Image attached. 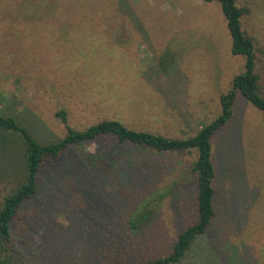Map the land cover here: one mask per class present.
Listing matches in <instances>:
<instances>
[{
  "label": "rangeland",
  "instance_id": "obj_1",
  "mask_svg": "<svg viewBox=\"0 0 264 264\" xmlns=\"http://www.w3.org/2000/svg\"><path fill=\"white\" fill-rule=\"evenodd\" d=\"M32 1L0 0V112L25 123L42 143L64 136L60 110L75 129L117 119L136 130L194 134L219 113V94L243 70L215 2L38 0L44 8L32 14L11 10ZM237 4L246 9L242 27L254 40L264 87V0ZM212 143L214 216L178 264H264L261 114L238 94ZM194 159L111 135L47 159L35 196L13 223L12 262L143 264L168 254L198 216ZM180 170L184 180L175 193L148 200ZM9 185L0 179V204ZM143 210L146 219L130 227Z\"/></svg>",
  "mask_w": 264,
  "mask_h": 264
},
{
  "label": "trees",
  "instance_id": "obj_2",
  "mask_svg": "<svg viewBox=\"0 0 264 264\" xmlns=\"http://www.w3.org/2000/svg\"><path fill=\"white\" fill-rule=\"evenodd\" d=\"M201 1L219 5L230 37L231 53L242 56L244 66L242 71L232 77L230 87L219 94V113L209 122L201 124L194 134L167 136L148 130H136L117 119H103L83 129H75L68 124L66 112L60 110L58 115L66 129L64 136L57 141L42 143L25 123L12 115L0 112V179L10 183L8 193L0 204V264H15L12 262L11 251L13 223L20 216V205L34 197L37 192L38 172L42 164L47 159L58 158L69 147L94 141L105 135L113 136L119 143H133L159 154L184 151L195 154L190 172L196 180L197 219L178 233L168 254L143 264H178L195 239L206 232L214 216L213 137L232 118L238 94L259 111L264 122V87L255 72L254 40L242 27L241 19L246 13L245 7L239 6L237 0ZM32 2H17L11 10L14 13L32 14L34 7L44 8V1ZM74 6H68L67 10L76 11ZM159 64L164 65L161 60ZM179 129L184 131L183 127ZM181 179L184 180V172L180 170L170 181L169 187L156 195L157 199L151 196L148 200L161 201L167 193H175L181 185ZM148 215L149 213L143 210L137 217L132 216L130 227H137L136 222L145 220Z\"/></svg>",
  "mask_w": 264,
  "mask_h": 264
}]
</instances>
